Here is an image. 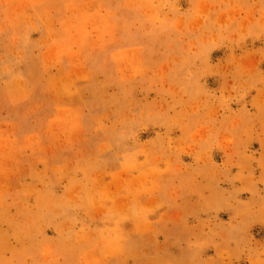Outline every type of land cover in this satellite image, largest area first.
Masks as SVG:
<instances>
[{
  "label": "rangeland",
  "instance_id": "obj_1",
  "mask_svg": "<svg viewBox=\"0 0 264 264\" xmlns=\"http://www.w3.org/2000/svg\"><path fill=\"white\" fill-rule=\"evenodd\" d=\"M0 264H264V0H0Z\"/></svg>",
  "mask_w": 264,
  "mask_h": 264
}]
</instances>
